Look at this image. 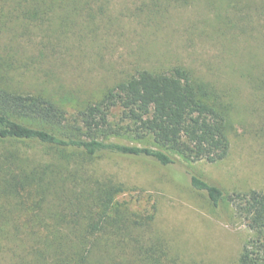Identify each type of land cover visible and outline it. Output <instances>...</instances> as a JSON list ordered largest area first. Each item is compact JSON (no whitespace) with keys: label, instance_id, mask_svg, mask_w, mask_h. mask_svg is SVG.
I'll list each match as a JSON object with an SVG mask.
<instances>
[{"label":"trees","instance_id":"obj_1","mask_svg":"<svg viewBox=\"0 0 264 264\" xmlns=\"http://www.w3.org/2000/svg\"><path fill=\"white\" fill-rule=\"evenodd\" d=\"M5 1H11L10 12L33 21L49 20L56 11L63 16L86 9L94 16L92 4L99 2ZM195 1L166 0L164 5ZM210 1L214 8L218 2L236 26L248 27L264 16V0ZM5 80L0 71V141L5 145L0 154V264H163L164 243L147 238L154 213L120 205L125 187L111 179L91 180L88 161L118 154L162 166L221 162L230 152L223 95L185 67L142 69L70 112L63 100L43 91H19ZM26 144L54 153L49 160L30 161L22 153ZM191 186L214 207L231 204L234 215L245 221L252 235L238 264H264V193L226 194L197 175L191 176Z\"/></svg>","mask_w":264,"mask_h":264},{"label":"rangeland","instance_id":"obj_2","mask_svg":"<svg viewBox=\"0 0 264 264\" xmlns=\"http://www.w3.org/2000/svg\"><path fill=\"white\" fill-rule=\"evenodd\" d=\"M164 1L99 0L92 4L94 16L86 9L63 16L56 11L49 20L33 21L0 0V71L8 86L46 92L70 112L142 69L181 66L215 87L228 108L230 152L223 161L162 166L106 154L89 160L87 169L91 180L125 187L120 205L154 213L147 238L164 243L163 264H238L251 231L231 204L214 207L193 189L191 176L230 195L264 193V16L236 26L218 2L214 8L210 0ZM3 146L0 141V154ZM22 153L30 161L49 160L54 150L26 144Z\"/></svg>","mask_w":264,"mask_h":264}]
</instances>
